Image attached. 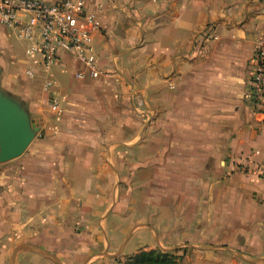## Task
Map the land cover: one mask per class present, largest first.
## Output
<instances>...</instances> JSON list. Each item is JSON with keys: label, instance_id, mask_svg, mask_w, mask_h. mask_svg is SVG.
<instances>
[{"label": "crops", "instance_id": "obj_1", "mask_svg": "<svg viewBox=\"0 0 264 264\" xmlns=\"http://www.w3.org/2000/svg\"><path fill=\"white\" fill-rule=\"evenodd\" d=\"M83 1L113 78L76 79L67 55L45 72L0 27L1 88L40 127L0 164V264L18 247L14 264L178 248L190 264H264V110L248 97L264 0ZM133 237L146 244L126 257Z\"/></svg>", "mask_w": 264, "mask_h": 264}, {"label": "built area", "instance_id": "obj_2", "mask_svg": "<svg viewBox=\"0 0 264 264\" xmlns=\"http://www.w3.org/2000/svg\"><path fill=\"white\" fill-rule=\"evenodd\" d=\"M0 27L15 34L19 40L29 42L26 54L38 55L45 72L67 55L82 66V70L74 75L76 79L113 78L102 69L94 52L93 34L101 28L97 12L87 11L83 0L55 3L0 0ZM25 75L34 79L36 71L28 68ZM52 85V82L46 83V87ZM248 97L253 105L264 110V41L257 44L251 60ZM51 109L60 110L59 103L53 101ZM258 173L264 181V165L259 167Z\"/></svg>", "mask_w": 264, "mask_h": 264}, {"label": "water", "instance_id": "obj_3", "mask_svg": "<svg viewBox=\"0 0 264 264\" xmlns=\"http://www.w3.org/2000/svg\"><path fill=\"white\" fill-rule=\"evenodd\" d=\"M2 70L0 69V77ZM40 132L38 123L31 117L29 110L17 98L5 92L0 85V164L20 158ZM18 247L11 259L15 263ZM42 254L61 264L56 257L47 252Z\"/></svg>", "mask_w": 264, "mask_h": 264}, {"label": "trees", "instance_id": "obj_4", "mask_svg": "<svg viewBox=\"0 0 264 264\" xmlns=\"http://www.w3.org/2000/svg\"><path fill=\"white\" fill-rule=\"evenodd\" d=\"M127 264H180L175 252L140 251Z\"/></svg>", "mask_w": 264, "mask_h": 264}, {"label": "rangeland", "instance_id": "obj_5", "mask_svg": "<svg viewBox=\"0 0 264 264\" xmlns=\"http://www.w3.org/2000/svg\"><path fill=\"white\" fill-rule=\"evenodd\" d=\"M9 35H10V38L8 39V42L10 44H13L14 46H19V45H23L22 42L18 41V38L16 37L15 34H12L11 32H9ZM2 43L0 42V69L3 67V57H4V52H3V46L1 45ZM35 56V55H34ZM38 56V55H37ZM150 235V233H149ZM151 238V236H150ZM155 242V240H152ZM138 242H142L143 245H145L146 243H144V240H136L135 237H133L130 241H129V244L128 246L126 247V249L124 250V255L126 257H131L132 256V253L134 250L136 249H139V244ZM122 250V249H121ZM178 250H181L180 248L178 249H173V250H169L170 252L171 251H178ZM121 252V251H120ZM121 255V253H119ZM177 254V253H176ZM186 255H183L180 259V264H190L189 260L187 259V257H185ZM189 258V257H188Z\"/></svg>", "mask_w": 264, "mask_h": 264}]
</instances>
